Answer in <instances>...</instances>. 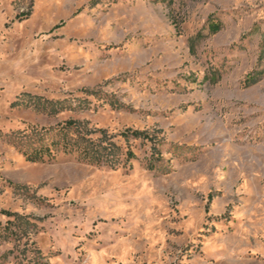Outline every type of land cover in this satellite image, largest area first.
I'll use <instances>...</instances> for the list:
<instances>
[{"label": "rangeland", "instance_id": "rangeland-1", "mask_svg": "<svg viewBox=\"0 0 264 264\" xmlns=\"http://www.w3.org/2000/svg\"><path fill=\"white\" fill-rule=\"evenodd\" d=\"M263 37L264 0H0V264H264ZM68 119L116 166L25 158Z\"/></svg>", "mask_w": 264, "mask_h": 264}, {"label": "trees", "instance_id": "trees-1", "mask_svg": "<svg viewBox=\"0 0 264 264\" xmlns=\"http://www.w3.org/2000/svg\"><path fill=\"white\" fill-rule=\"evenodd\" d=\"M210 33H216L220 29L218 23L211 22L208 26ZM193 38L190 39V49L193 50ZM264 48V37L262 41ZM255 76H249L248 82H254ZM43 131H33L34 138L28 141V144L22 149V154L28 161L38 162L44 161V157L52 159L55 156V151L63 153H76L77 157L91 164L107 165L115 167L118 162L119 146L112 141L111 136L106 134L105 130H99L100 136L93 138L89 136L91 130L87 129L81 121L68 119L63 124L57 125L54 128L42 129ZM73 131V137L67 135V131ZM130 131V132H128ZM124 132V136H132L133 138L152 139L147 133L140 130H128ZM54 133V134H53ZM53 134V135H52ZM49 135L52 138L47 139ZM127 160L133 157V153L127 151ZM154 162L148 161V167L154 168ZM8 215H10L7 212Z\"/></svg>", "mask_w": 264, "mask_h": 264}]
</instances>
